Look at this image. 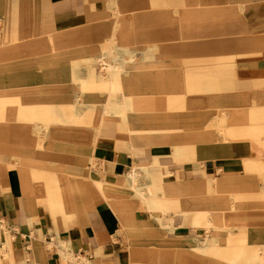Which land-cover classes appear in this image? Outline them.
<instances>
[{
  "label": "rangeland",
  "instance_id": "374dc122",
  "mask_svg": "<svg viewBox=\"0 0 264 264\" xmlns=\"http://www.w3.org/2000/svg\"><path fill=\"white\" fill-rule=\"evenodd\" d=\"M110 1L109 15L101 18L93 14L86 25L77 28L54 30L53 22L52 24L46 22L47 18L53 20L45 17L41 25V34L34 31L37 35L32 31L23 34L18 29L17 31L13 29L14 18H18L20 23L36 18L31 9L27 10L24 7L25 3L20 2L17 11L0 12V153H8L12 160L4 167L8 168L5 173L6 183L17 185L23 183L24 190L32 191L41 186V178L49 180L50 178L46 177L51 176L52 181H47L51 189L65 188L68 193L74 191L82 197L83 208L81 207L78 213L70 214L71 217L69 215L67 221L69 218H77L84 222L88 220L89 212L98 211L104 204L110 207L107 199L111 198L104 197V193L98 189L95 182L96 180L107 187L102 181L106 176L103 161L107 158L101 153L103 147L111 149L116 146L120 137L129 151L127 157L132 159L135 140L131 133L126 131L122 121L127 113V110L122 108L123 105L114 100L113 108L108 111L109 123L103 130L97 125L102 102L106 99L109 87L107 83L109 73L106 74L105 66L95 61L96 54L102 51H105L108 62L124 66L123 84L130 87L131 91L135 89L133 103L136 108L131 111V115L138 118L154 116L156 113L167 116L169 120L167 124L160 129H149V133L163 132L162 134L166 136L150 137L145 139L144 143L152 147L169 145L174 152L173 157H176L175 162L180 167L193 159L190 156L198 142L211 141L215 150L218 151L220 149L217 147H221V152H224L227 145L238 148L234 147L237 144L229 143L231 139L257 138L262 134L256 125L245 126L251 120L249 111L237 109L238 107L226 108L224 101H215L219 97H227V90L232 91V87L238 85L232 71L225 69L226 66L211 63L213 56L210 54L217 55L236 50L227 46V41L218 38L226 34L222 26L224 19L218 15L205 16L207 30L199 32L197 9L189 14L175 16L169 11L158 13L151 10L150 0H119L122 20L124 21L126 17V21L129 22L130 14L134 16V20L130 25L124 22L127 37L116 39L115 45L120 51L114 58L108 53L111 40L106 37L110 33L109 38L113 37V21L120 14L117 4H114L115 0ZM171 26L175 27L174 32L169 30ZM47 28L50 30H46ZM157 28L161 29V32L168 29L167 34L170 36L153 37V33H158ZM100 29H105L107 34L104 35L105 32ZM210 35L214 36V39L208 38ZM160 40L162 46L157 47L155 42ZM132 50L134 58H130L128 54V51ZM185 56L184 62L181 61ZM169 65L172 69L166 68ZM215 68L216 73L213 70ZM125 89L129 91V88ZM211 91L223 94L210 95ZM78 100L85 103L81 109H78ZM149 102L158 104V109L148 106L141 108L143 104H152ZM10 104L19 110L13 114L11 110L8 116L6 107ZM74 109L77 122L70 119L72 118L70 113L71 111L74 113ZM220 109L223 110L222 115L216 117ZM197 113H210L207 127L197 125L189 129L188 122L186 125H178L172 121L181 115L197 116ZM220 128H224V133H219ZM202 129L210 131L211 139L201 140L202 137L198 136L197 132ZM219 138L222 143L218 142ZM149 151L150 149H146L138 161H133L132 164H136V168L141 171V184H147L148 177H153L151 172L141 168L140 165L144 164L153 172L161 171L162 181L167 182V178L174 176L175 172L171 170L169 174L170 169L162 163L158 165L160 167H154ZM11 168L17 170L12 174ZM1 175L0 170V178ZM65 177H70V184H62ZM116 179L119 183L120 179L118 177ZM127 183L130 190L129 182ZM105 192L108 193L106 190ZM183 194V192L168 194L165 205L159 212L157 210L149 212L148 206L137 201L143 205L147 214L157 215L161 224L168 226L166 215L169 211L183 212L181 204ZM117 199L119 200L115 198ZM59 202L58 206L50 207V210L52 212L56 210L55 216L60 219L55 220L61 221V217L62 220L65 219L68 208L74 207V200L69 202L67 200L68 204L62 199ZM64 204L68 208L60 217L58 211L65 210ZM47 212L49 210H46ZM206 213L203 211L195 213L193 221L197 219V223L203 224L207 220L213 221ZM113 214L128 234L134 233L133 230L126 229L123 216L119 219L115 212ZM30 218L29 223L34 227L38 219L34 216ZM1 221L0 256L9 259L13 251L14 236L8 226L1 224ZM224 221V225L209 224L217 227L219 232L228 234L227 243L230 245L226 246L227 249L222 247L223 251L218 256L239 263L244 254L247 255L248 250L243 240L230 230L236 223L234 225L227 219ZM140 222L133 225H138L139 230L145 229L146 222ZM58 242L60 246L67 243L63 239H59ZM211 242L217 244L216 239ZM38 247H44L42 241L35 242V251ZM208 247V241L201 240L198 250L206 254ZM65 251L63 264H79V261L94 264L86 258L78 259L68 249ZM252 252L257 253L258 250ZM136 257L147 260L149 255H135L134 259ZM258 262L264 264V256H261Z\"/></svg>",
  "mask_w": 264,
  "mask_h": 264
},
{
  "label": "crops",
  "instance_id": "0c3cea01",
  "mask_svg": "<svg viewBox=\"0 0 264 264\" xmlns=\"http://www.w3.org/2000/svg\"><path fill=\"white\" fill-rule=\"evenodd\" d=\"M20 2L21 0H0V12L17 11ZM21 3H25L24 7L27 10L31 9L36 18L23 23H20L18 18H14L13 29L15 31L18 29L23 34L32 31L34 35H37L34 31L41 34V25L45 17L53 20L47 18L46 22L51 24L53 22L54 30L77 28L86 25L93 14L101 18L106 17V14L109 15L111 1L23 0ZM150 9L158 13L169 11L175 16L189 14L197 9V31L199 32L207 30L205 16L218 15L224 19L222 26L226 34L218 38L227 41V46L236 50L217 53V55L210 54L213 56L211 63L226 66L225 69L232 71L238 85L232 87V91L227 90V97H219L215 101H224L226 108L238 107L237 109L249 111L251 120L245 126L256 125L261 129L262 134L257 138L231 139L229 143L237 144L234 147L238 148L227 145L224 152H221V147H217L220 150H215L211 141L198 142L190 156L193 159L180 167L175 162L176 157H173L172 147L169 145L152 147L144 143V140L150 137L164 138L166 136L162 134L163 132L149 133V129H160L167 124L169 122L167 116L156 113L154 116L133 117L131 111L136 108L133 103L135 89L132 88L134 91H131L130 87L123 84L125 70L117 73L118 91L111 92L108 87L106 98L107 96L110 98L112 105L115 104L113 103L115 100L119 105L128 107L129 117L122 121L126 131L130 132L135 140L131 155L133 159L127 157L129 151L125 148L124 140L119 137L116 146L111 149L103 147L101 152L107 156L103 161L106 176L103 180L97 175L107 184V187L95 180L98 189L104 193V197L111 198L107 200L112 207L114 206L115 211L104 204L98 211L89 212L88 220L84 222L77 218H69L67 221L70 214L78 213V207L83 208L82 197L74 191L71 194L68 193L65 188L51 189V185L47 184V181H52L51 176L46 177L50 178L49 180L41 178V186H37L32 191L24 190L23 183L21 185L6 183L5 173L8 168L4 167L12 160L8 153H0V170L2 171L0 178V219L2 221H0L1 224L8 226L14 236L11 257L6 259L1 255L0 264H63L60 248L68 249L78 259L86 258L94 264H260L258 261L261 256H264V0H150ZM121 13L119 9L120 15L113 21L112 31L114 34L116 32V39L127 37V27L123 26L124 22L130 25L134 20V16L130 14L131 20L127 22L125 17L123 21ZM174 29V26L169 28L171 32H174ZM100 30L105 32L104 35L107 34L105 29ZM160 30L157 28L158 33H153L152 36H170L167 34L168 29L163 32ZM114 34L112 38H109V35L106 38L112 40ZM208 38L214 39V36L210 35ZM116 39L114 46H116ZM155 43L157 47L162 46L161 40ZM103 54L105 51L96 54V57ZM184 58L186 56L182 57L181 61L184 62ZM168 67L172 69L171 65L166 68ZM213 70L217 72L216 68ZM213 76L218 77V75ZM125 88H129V91ZM214 94L222 95L223 93L210 92V95ZM126 98L128 101L125 100ZM149 103L152 104H143L141 108L148 106L158 109V104ZM14 108L17 107L12 104L7 105V114L10 115L11 110L13 114ZM18 110L19 108L16 109ZM222 111L220 109L216 117L221 116ZM71 115L72 122H77L75 112ZM181 116L172 121L178 125L191 123L188 126L190 129L197 125L207 127L211 115L197 113V116L193 117ZM108 117H110L109 114H105L103 125L100 124L101 116L99 117L98 128L103 130V127L109 123ZM200 121L201 124H199ZM224 131V128H220L219 133L222 134ZM209 134L210 131L207 129L197 132V135L202 137L201 140L211 139ZM218 142L223 141L219 138ZM146 149H150V160L154 167H160L158 165L162 163L170 169L169 174L173 170L175 175L167 178V183L162 181L161 171L153 172L146 164L140 165L142 169L152 171L151 173L154 174V178L148 177L147 184H141V181L138 183L139 188L147 191L148 198L142 199L128 189L127 181L131 188L128 175L133 166L136 167V164L132 165L133 161L139 159ZM11 170L13 174V171L17 169L11 168ZM116 177L120 179L119 183L116 182L118 181ZM70 181V177H65L62 184L68 185ZM165 188H168L169 192ZM62 192L68 193L70 197L63 198ZM182 192L184 193L181 200L183 212L169 211L166 215L168 226H163L157 215L147 214L143 205L140 204L148 206L146 209L149 212L153 210L159 212L165 205L168 194ZM61 199L65 201V204H68L67 200L68 202L74 200L73 208H68L64 204L65 210L58 211L61 217L67 208L69 209L65 214L66 221L62 220V217L61 221L55 220L60 219L55 216L57 211L50 210V207L58 206ZM46 210L49 212L46 213ZM111 210L119 219L123 216L126 229H133L134 233L128 234ZM202 211L207 212L206 214H209V218L213 221L207 220L205 224L197 223V219L193 221V215ZM186 212L188 213L185 215ZM30 215L38 219L34 227H31L29 223ZM224 219L233 222L234 225L236 223L230 230L236 237L243 240L248 250L247 255L244 254L239 263H233L229 258L222 259L218 256L223 251L222 247L227 249L226 246L230 245L227 243L228 234L219 232L217 227L210 225H224ZM140 221L146 222L145 229L139 230L138 225L129 224V222L139 224ZM59 239L67 241L68 244L60 246ZM213 239H216L217 244L211 242ZM201 240H207L209 243L206 254L198 250ZM37 241H42L44 247H38L35 251L34 244ZM50 245L52 247H49ZM256 249L258 252L255 254L252 251ZM225 251L227 254V250ZM135 255H149V258L134 259ZM81 262L79 261V264H85Z\"/></svg>",
  "mask_w": 264,
  "mask_h": 264
},
{
  "label": "bare ground",
  "instance_id": "6f19581e",
  "mask_svg": "<svg viewBox=\"0 0 264 264\" xmlns=\"http://www.w3.org/2000/svg\"><path fill=\"white\" fill-rule=\"evenodd\" d=\"M114 4H117V7L119 8V6H120V4H119V0H115V2H114ZM118 29H117V27H116V31H117ZM116 39V32H115V34H114V38L111 40V42H110V52H109V54L112 56V57H114V58H116V56H118L117 55V53H119V51H118V49H117V47L116 46H114V40ZM129 55H130V58H134L135 56H134V54H133V51H130L129 53H128ZM96 62L98 63V64H101L102 66H105L104 67V69L106 70V74L107 73H109V75H108V77H107V81H108V86H109V89L111 90V92H113V91H115V92H117L118 91V86H117V82H116V75H117V73H120V72H122V71H124V66L122 65V64H117V63H110V62H108V60H107V57H106V55L105 54H103V55H99V56H97L96 57ZM99 77V76H98ZM97 80L99 79V78H96ZM125 100H127V98L125 99ZM128 101V100H127ZM85 103L83 102V101H81V100H78V109H81L82 108V105H84ZM113 105L110 103V98L107 96V98H106V100L103 102V108H102V111H101V125H103V123L105 122V114H107L108 113V111L110 110V108H113L112 107ZM116 108H118V107H116ZM122 108H124V109H126L127 110V113H126V115L124 116L125 118H127V117H129L128 115V107L127 106H123ZM115 110V109H114ZM14 111H16V109H14ZM100 111V110H99ZM122 111V110H121ZM75 112V111H74ZM72 114V113H71ZM9 115V114H8ZM16 115V114H15ZM120 115V114H119ZM16 117V116H15ZM73 117V116H72ZM186 117V116H185ZM190 117H193V116H190ZM12 118V117H11ZM181 118H182V116H181ZM197 118V117H196ZM205 118V117H204ZM71 119V118H70ZM81 119V118H80ZM92 119V118H91ZM184 119V118H183ZM186 119V118H185ZM87 120V119H86ZM191 120H192V118H191ZM72 121V120H71ZM190 121V120H189ZM93 122H94V120H93ZM108 122V121H107ZM194 122H196V121H194ZM193 122V123H194ZM198 122V121H197ZM206 122V121H205ZM182 123H183V121H182ZM187 123V122H186ZM192 123V124H193ZM121 124V123H120ZM191 124V123H190ZM189 124V125H190ZM197 124V123H196ZM199 124H201V121H200V123ZM56 125V124H55ZM205 125V124H204ZM193 125H191V127H192ZM203 126V125H202ZM133 159V158H132ZM150 172V171H149ZM152 172V171H151ZM160 173V172H159ZM156 174V173H155ZM154 175V174H153ZM141 174H140V171L135 167V166H133V168H132V170L129 172V175H128V177H129V179L131 180V192L132 193H134L138 198H142V199H147L148 198V195H147V191L145 190V189H141V188H139V186H138V183L141 181ZM161 176V175H160ZM158 177H159V175H158ZM157 177V178H158ZM154 178V177H153ZM156 178V179H157ZM153 182V181H152ZM151 182V183H152ZM160 182V181H159ZM152 185V184H151ZM146 186H148V185H146ZM141 187V186H140ZM155 188V187H154ZM149 190H151L150 188H149ZM152 191V190H151ZM154 191V190H153ZM157 191V190H156ZM158 193V192H157ZM62 196H63V198H69V195H68V193H65V192H62ZM158 199H160V198H158ZM151 200H153V199H151ZM156 200V199H155ZM154 201V200H153ZM151 203H152V201H151ZM155 203V202H154ZM149 205H150V202H149ZM153 205V204H152ZM151 205V206H152ZM110 208L112 209V210H114L115 211V208H114V206L112 207L111 205H110ZM154 208V207H153ZM152 208V209H153ZM156 208V207H155ZM78 210L80 211V208L78 207ZM31 216V215H30ZM30 216H29V220H30ZM126 219V218H125ZM130 223V225H133V222H129ZM215 223V222H214ZM133 230V229H132ZM55 242V241H54ZM66 245V243L65 244H63L62 246H65ZM208 245H209V243H208ZM195 249H197V248H195ZM207 249V248H206ZM60 250L62 251V254H61V257H62V260H63V256H65V250H63V249H61L60 248ZM208 250V249H207ZM60 251V252H61ZM133 260V259H132Z\"/></svg>",
  "mask_w": 264,
  "mask_h": 264
}]
</instances>
